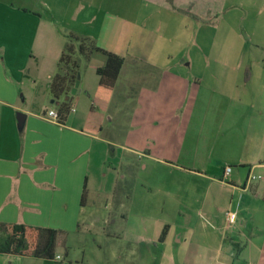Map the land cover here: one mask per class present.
Returning <instances> with one entry per match:
<instances>
[{"label": "crops", "instance_id": "1", "mask_svg": "<svg viewBox=\"0 0 264 264\" xmlns=\"http://www.w3.org/2000/svg\"><path fill=\"white\" fill-rule=\"evenodd\" d=\"M70 33L124 64L100 109L94 53L60 123ZM1 224L57 230L53 261L264 264V0H0Z\"/></svg>", "mask_w": 264, "mask_h": 264}, {"label": "trees", "instance_id": "2", "mask_svg": "<svg viewBox=\"0 0 264 264\" xmlns=\"http://www.w3.org/2000/svg\"><path fill=\"white\" fill-rule=\"evenodd\" d=\"M57 64V72L50 85L51 97L59 102L58 121L65 123L71 111L70 100L65 96L76 95L80 83L81 63H88L94 53H102L105 64L96 69L99 82L94 105L103 109L109 102L124 64V58L100 49L96 43L82 35L70 33ZM93 105L84 130L98 134L102 130V117ZM58 231L47 228H28L22 224L0 225V255L31 257L53 260L56 257Z\"/></svg>", "mask_w": 264, "mask_h": 264}, {"label": "rangeland", "instance_id": "3", "mask_svg": "<svg viewBox=\"0 0 264 264\" xmlns=\"http://www.w3.org/2000/svg\"><path fill=\"white\" fill-rule=\"evenodd\" d=\"M244 1L248 2L249 0H238V1L236 0V3L244 2ZM237 6L238 7L236 9L240 10L242 12V14L244 15L246 13V10L248 9V6H246V4H245V7H243V5H241V4H237ZM86 65L87 64L85 62L81 63V66H80V77H83L85 75L86 69H87ZM133 103L134 102H131L130 104L123 105V107H122V111L123 112L122 113L126 114L129 109L131 110V108L133 106ZM71 114H73V111H70L69 115H71ZM124 119H126V117H124ZM117 174L119 176V173H117ZM70 252L73 255L72 259H69V257H67L66 255H63L61 253V254H59L60 255V259H57L56 261L55 260L54 261L53 260H47V261L45 260L44 261L42 259L33 258V260H31V263L32 264H97L96 261H92L90 259V257L86 258V261H84V262L80 261V259L78 257L80 254L77 253V247H76V245L74 243L71 245V249L69 250V253ZM76 258H77V260L79 259V263H76V261H75ZM81 262H83V263H81Z\"/></svg>", "mask_w": 264, "mask_h": 264}, {"label": "built area", "instance_id": "4", "mask_svg": "<svg viewBox=\"0 0 264 264\" xmlns=\"http://www.w3.org/2000/svg\"><path fill=\"white\" fill-rule=\"evenodd\" d=\"M71 111H74V108H73V107L71 108ZM47 116H48V118H50V119H52V120L58 122V114H57L56 111H54V110H50V111L47 113ZM230 172H231V167H227V168L225 169L224 175H225V176H228V175L230 174ZM260 178H261V176L256 175V174H254V173L251 172V173L249 174L248 178H247V182H246V183H247V184H250V183H252L253 181H255V180H257V179H260ZM236 220H237V215H236V213H234V212H228V213L226 214V221H227L228 225H233V224H235V223H236Z\"/></svg>", "mask_w": 264, "mask_h": 264}]
</instances>
